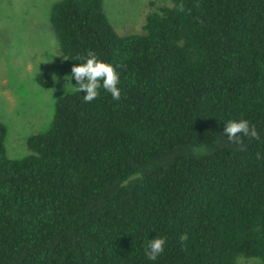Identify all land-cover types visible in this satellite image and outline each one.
<instances>
[{"label": "trees", "instance_id": "1", "mask_svg": "<svg viewBox=\"0 0 264 264\" xmlns=\"http://www.w3.org/2000/svg\"><path fill=\"white\" fill-rule=\"evenodd\" d=\"M169 2L130 34L103 0L53 3L62 53L117 66L121 97L58 96L19 158L0 121V264H264V0ZM240 119L260 133L243 151L224 133Z\"/></svg>", "mask_w": 264, "mask_h": 264}, {"label": "rangeland", "instance_id": "2", "mask_svg": "<svg viewBox=\"0 0 264 264\" xmlns=\"http://www.w3.org/2000/svg\"><path fill=\"white\" fill-rule=\"evenodd\" d=\"M58 0H0V121L6 126L7 155L29 153L27 137L44 130L52 119L58 96L73 90L65 79L73 64L65 58L50 23L53 3ZM169 0H103V9L118 33H138L145 15ZM54 81L42 87L38 72ZM70 79V78H69ZM66 85V88H65ZM239 264H261L239 257Z\"/></svg>", "mask_w": 264, "mask_h": 264}, {"label": "clouds", "instance_id": "3", "mask_svg": "<svg viewBox=\"0 0 264 264\" xmlns=\"http://www.w3.org/2000/svg\"><path fill=\"white\" fill-rule=\"evenodd\" d=\"M179 10H184L183 5L179 6ZM78 59L85 62L72 67L71 73L75 78L76 85L74 86L71 83V77L68 76L65 77L68 80L66 85L70 83L76 92H85L83 99L87 103L96 100L100 95L101 89L110 93L113 100L120 99L121 89L118 87L120 73L117 71V66L99 60L93 50H89L86 57L81 56ZM224 133L228 141L233 145H237L238 150L241 151L244 150L245 138L250 141L260 139V133L256 125L250 124L246 119L228 121L225 124ZM261 158L260 153H257V159ZM179 240L182 245H186L189 240V234L187 232L181 234ZM165 244L166 239L163 237L151 239L146 246L145 254L150 260H156L164 252Z\"/></svg>", "mask_w": 264, "mask_h": 264}]
</instances>
